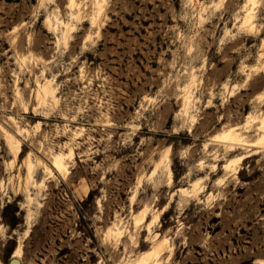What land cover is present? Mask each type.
I'll use <instances>...</instances> for the list:
<instances>
[{"label": "rangeland", "instance_id": "374dc122", "mask_svg": "<svg viewBox=\"0 0 264 264\" xmlns=\"http://www.w3.org/2000/svg\"><path fill=\"white\" fill-rule=\"evenodd\" d=\"M262 118L264 0H0V264H264Z\"/></svg>", "mask_w": 264, "mask_h": 264}, {"label": "bare ground", "instance_id": "6f19581e", "mask_svg": "<svg viewBox=\"0 0 264 264\" xmlns=\"http://www.w3.org/2000/svg\"><path fill=\"white\" fill-rule=\"evenodd\" d=\"M74 3V1L72 2ZM99 7H100V3L98 4ZM102 7H100L101 9ZM251 9V8H250ZM42 97L43 98H46L48 95H53L54 92L52 90H50L47 86H45L44 88H42ZM41 93V92H40ZM15 121V120H13ZM254 123H257L259 124V127H258V130L259 132H261L260 134V137L257 141L255 142H252V141H249V140H246V138H243L242 136H237L235 135L233 131H230L229 132V136L226 137V139L228 140V147L231 148V151H234L235 149H248V148H256L258 146V144L260 143H263L264 144V118L260 119V120H254ZM18 131H21L20 129H18ZM263 133V134H262ZM19 150L20 149V146L18 148ZM242 160V159H240ZM53 165L58 168V169H61V167L63 166L62 162L60 161V157L59 156H56L54 157L53 159ZM231 164H228L226 166L227 169H230V166ZM237 172V170H236ZM21 254V249L18 248L16 253L14 254V258H19Z\"/></svg>", "mask_w": 264, "mask_h": 264}, {"label": "water", "instance_id": "95a60500", "mask_svg": "<svg viewBox=\"0 0 264 264\" xmlns=\"http://www.w3.org/2000/svg\"><path fill=\"white\" fill-rule=\"evenodd\" d=\"M16 262H17L16 260H14V259L12 260V263H13V264L16 263Z\"/></svg>", "mask_w": 264, "mask_h": 264}, {"label": "trees", "instance_id": "16d2710c", "mask_svg": "<svg viewBox=\"0 0 264 264\" xmlns=\"http://www.w3.org/2000/svg\"><path fill=\"white\" fill-rule=\"evenodd\" d=\"M13 226V225H12Z\"/></svg>", "mask_w": 264, "mask_h": 264}]
</instances>
